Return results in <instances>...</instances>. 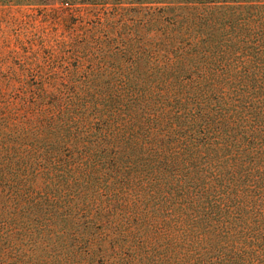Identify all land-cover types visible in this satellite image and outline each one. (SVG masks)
Returning <instances> with one entry per match:
<instances>
[{
  "label": "trees",
  "instance_id": "obj_1",
  "mask_svg": "<svg viewBox=\"0 0 264 264\" xmlns=\"http://www.w3.org/2000/svg\"><path fill=\"white\" fill-rule=\"evenodd\" d=\"M149 2L147 78L0 117V264H68L72 227L100 264H264V0Z\"/></svg>",
  "mask_w": 264,
  "mask_h": 264
},
{
  "label": "rangeland",
  "instance_id": "obj_2",
  "mask_svg": "<svg viewBox=\"0 0 264 264\" xmlns=\"http://www.w3.org/2000/svg\"><path fill=\"white\" fill-rule=\"evenodd\" d=\"M153 5L149 0H0V117H29L27 104L40 94L79 97L86 107L96 99L100 105V94L123 92L124 82L147 78ZM93 187L87 177L72 186L74 195L79 189L82 195L74 204H87L84 219L94 210L88 196ZM72 229L68 264H100Z\"/></svg>",
  "mask_w": 264,
  "mask_h": 264
}]
</instances>
